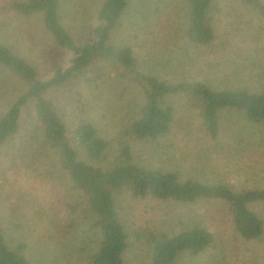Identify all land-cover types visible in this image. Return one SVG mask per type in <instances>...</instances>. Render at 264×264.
Segmentation results:
<instances>
[{
	"label": "trees",
	"instance_id": "16d2710c",
	"mask_svg": "<svg viewBox=\"0 0 264 264\" xmlns=\"http://www.w3.org/2000/svg\"><path fill=\"white\" fill-rule=\"evenodd\" d=\"M68 3L14 0L6 6L27 20L39 18L44 33L69 53L70 61L67 67L56 69L50 79L41 80L28 60L0 43V67L7 75L0 82V94L11 96L8 109L0 111V149L19 142L18 147H12L3 168L22 171L25 178L34 179L35 175L42 176V170L50 173V166L67 177L73 190L82 195L92 231L99 236L89 264H125L129 234L121 222L118 201L125 193L181 206L203 201L220 203L241 238L262 239L264 221L251 206L264 203V189L236 190L222 182L203 183L183 179L179 172L140 167L133 163L127 147L118 164L106 166L109 141L85 112L66 113L55 96L63 89L72 91L69 87L80 81L91 88L111 70L126 83L127 90L142 96L130 128L140 141L156 142L172 133L176 110L169 102L177 96L186 99L197 114L198 129L213 140L220 138L225 113L240 114L248 124L264 126V0H105L93 41L85 43L75 40L64 23L63 11ZM146 17L154 19L150 28L165 41H182L195 49L218 48L226 63L234 65L227 68L228 75L238 80L246 78L248 84L213 89L202 82L173 79L176 74L167 69V62L163 70L156 65L149 73L143 71L132 45L117 44L114 36L124 22L140 28V18ZM176 62L178 66L181 63ZM162 72L166 77L160 75ZM243 136L233 133L230 148L244 145ZM257 139L264 143V135L253 138ZM81 205L69 206L74 217L65 222L52 213L54 231L49 232V244L57 246L71 234ZM11 224L12 219L0 213V264H29L30 246L13 234ZM147 240L152 251L147 264H176L185 253L203 254L215 241L214 235L198 224L171 234L151 233ZM60 252L65 255L64 250Z\"/></svg>",
	"mask_w": 264,
	"mask_h": 264
},
{
	"label": "rangeland",
	"instance_id": "374dc122",
	"mask_svg": "<svg viewBox=\"0 0 264 264\" xmlns=\"http://www.w3.org/2000/svg\"><path fill=\"white\" fill-rule=\"evenodd\" d=\"M13 1L0 0V43L28 60L41 80H48L56 69L69 65L70 55L44 33L39 18L27 20L7 9ZM104 1L69 0L63 19L75 40L93 41V31ZM140 21L143 22L140 28L124 22L114 36V42L132 45L143 71L149 73L156 65L163 70L167 62V69L176 74L173 79L194 80L213 89L225 88L226 84H248L246 78L238 80L234 75H228V69L234 65L226 63L218 48L195 49L182 41H165L157 30L150 28L154 19L146 17ZM177 60L181 62L179 66ZM5 73L0 67V82L7 78ZM160 75L165 76V73ZM69 88L72 91H57L55 97L66 113L72 115V110L85 112L109 141L106 166L118 164L122 150L127 147L133 163L140 167L179 172L183 179L203 183L222 182L236 190L264 189V143L260 138L253 140L264 135V126H252L240 114L225 113L221 118L220 138L213 140L198 129L197 114L188 107L186 99L177 96L169 102L176 110L172 133L156 142L140 141L131 134L130 128L142 96L134 94L133 89L127 90L126 83L111 70L91 88L82 81ZM10 97L0 94V111L8 109ZM233 133L244 135V145L230 148L234 144V140L231 141ZM12 144L19 146L18 141ZM12 147L6 145L0 149V213L12 219L13 234L21 236L30 246L27 252L29 264H89L87 260L96 251L99 236L92 231L82 195L73 190L67 177L57 168L49 166L50 173L42 170V176L35 175L34 179L25 178L22 171H6L3 166ZM118 201L119 216L129 234L125 264L150 262L149 234H171L194 224L209 230L215 241L203 254L185 253L176 264H264V237L256 241L241 238L232 226L226 207L220 203L203 201L181 206L151 197L133 198L129 193L119 197ZM77 203L82 205L70 229L71 234L57 246L49 244V232L54 231L52 213L56 212L59 220L65 222L74 217L69 206ZM251 209L264 221V203L253 205ZM34 223H37L36 229Z\"/></svg>",
	"mask_w": 264,
	"mask_h": 264
}]
</instances>
